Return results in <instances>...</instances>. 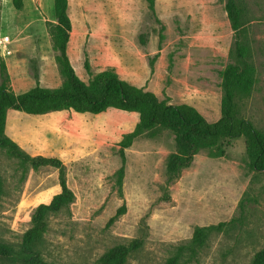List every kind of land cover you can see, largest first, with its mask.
<instances>
[{
    "label": "rangeland",
    "instance_id": "obj_1",
    "mask_svg": "<svg viewBox=\"0 0 264 264\" xmlns=\"http://www.w3.org/2000/svg\"><path fill=\"white\" fill-rule=\"evenodd\" d=\"M52 2L0 0V38L11 40V54L0 50V63L12 59L10 68L26 67L34 81L46 64L58 70L48 34ZM225 2L154 0L152 14L145 0H68L69 62L86 84L118 70L129 84L166 104L189 105L213 123L221 112L222 73L236 64ZM236 5L239 42L255 82L248 96L235 97V114L264 134V0ZM175 149L174 135L156 128L125 149L117 143L64 165L73 200L47 216L36 247L41 263L99 264L107 250L123 245L126 264H250L264 248V173L250 169L244 139L198 151L168 180ZM0 178V247L18 253L36 208L61 191L59 170L33 168L0 147ZM0 264L26 263L0 256Z\"/></svg>",
    "mask_w": 264,
    "mask_h": 264
},
{
    "label": "trees",
    "instance_id": "obj_2",
    "mask_svg": "<svg viewBox=\"0 0 264 264\" xmlns=\"http://www.w3.org/2000/svg\"><path fill=\"white\" fill-rule=\"evenodd\" d=\"M148 9L155 14L154 0H145ZM21 8V3L16 5ZM225 12L234 32V56L236 64L228 66L222 73L223 98L220 117L213 123L207 122L193 107L181 104L171 105L160 101L157 96L142 88H137L121 80L117 74L105 70L86 84L76 75L67 56V44L71 32L68 16V0H53L55 23L48 29L51 48L56 53L61 86L49 90L41 88L36 79L35 87L15 95L8 86L5 67L0 63V147L13 155L29 161L33 168L50 166L59 170L60 193L53 196L49 204H40L33 215L32 226L21 237L20 251L0 247V256L21 259L26 264H42L36 247L42 241L46 218L65 208L73 200L64 178V164L57 158L31 157L20 150L4 133L6 111L11 109L28 115H44L51 112L73 110L76 113L99 114L107 109H116L139 115L134 130L126 134L119 145L129 147L142 133L161 128L175 137V152L167 159L168 180H173L179 172L188 167L200 150L212 149L224 141L243 138L249 167L254 172L264 173V134L253 124L235 114L234 99L248 96L255 82L254 68L247 59V52L239 42L240 14L236 0H226ZM3 182L0 178V196ZM200 231L197 232L199 235ZM138 247L136 242L133 243ZM129 248L117 245L107 250L99 259V264H126ZM250 264H264V248L257 251Z\"/></svg>",
    "mask_w": 264,
    "mask_h": 264
},
{
    "label": "crops",
    "instance_id": "obj_3",
    "mask_svg": "<svg viewBox=\"0 0 264 264\" xmlns=\"http://www.w3.org/2000/svg\"><path fill=\"white\" fill-rule=\"evenodd\" d=\"M51 11L53 13V2ZM10 45L11 42L8 48ZM11 62L12 59L6 61L4 66L10 90L19 95L34 88L36 83L30 79L26 67L15 72L10 68ZM114 71L120 75L118 70ZM120 79L128 82L126 78ZM37 80L41 88L49 90L58 89L62 82L55 64L40 67ZM136 120L135 113L111 108L96 115L63 110L36 116L9 109L6 111L4 133L24 153L32 157L57 158L66 166L119 143L123 133L130 132ZM59 192L56 188L53 196ZM43 194L52 196L48 192Z\"/></svg>",
    "mask_w": 264,
    "mask_h": 264
},
{
    "label": "built area",
    "instance_id": "obj_4",
    "mask_svg": "<svg viewBox=\"0 0 264 264\" xmlns=\"http://www.w3.org/2000/svg\"><path fill=\"white\" fill-rule=\"evenodd\" d=\"M10 42L11 40L9 36H4L0 38V50L3 56H9L11 54V51L8 48Z\"/></svg>",
    "mask_w": 264,
    "mask_h": 264
}]
</instances>
